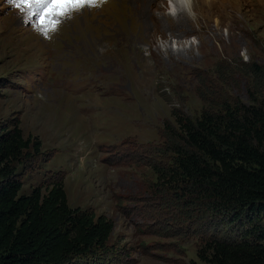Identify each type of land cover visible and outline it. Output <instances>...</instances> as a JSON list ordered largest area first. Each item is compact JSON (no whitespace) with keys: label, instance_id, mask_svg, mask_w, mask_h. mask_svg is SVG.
<instances>
[{"label":"rangeland","instance_id":"374dc122","mask_svg":"<svg viewBox=\"0 0 264 264\" xmlns=\"http://www.w3.org/2000/svg\"><path fill=\"white\" fill-rule=\"evenodd\" d=\"M177 1L102 0L121 18H84L102 11L85 5L45 35L0 0V134L19 127L41 143L16 165L20 195L63 179L71 208L114 223L109 253L73 264H208V243L252 240L259 223L191 195L176 174L174 113L196 120L264 99V0ZM88 25L123 38L98 46L94 64L111 67L96 83L55 48L91 39Z\"/></svg>","mask_w":264,"mask_h":264},{"label":"trees","instance_id":"16d2710c","mask_svg":"<svg viewBox=\"0 0 264 264\" xmlns=\"http://www.w3.org/2000/svg\"><path fill=\"white\" fill-rule=\"evenodd\" d=\"M174 115L185 146L176 150V174L191 195L205 197L236 220L247 214L259 222L252 240H215L199 251V258L208 264H264V99L226 106L218 115L205 112L196 120ZM40 149L39 140L26 138L19 127L0 134L1 264L99 260L109 253L114 223L71 208L63 179L47 194L36 188L20 195L16 165Z\"/></svg>","mask_w":264,"mask_h":264},{"label":"bare ground","instance_id":"6f19581e","mask_svg":"<svg viewBox=\"0 0 264 264\" xmlns=\"http://www.w3.org/2000/svg\"><path fill=\"white\" fill-rule=\"evenodd\" d=\"M176 1L177 0H168L169 4H170V7H172V9H174L176 6L178 7L179 5L176 4ZM179 1V0H178ZM177 1V2H178ZM184 6H190L191 5V2H194V0H180ZM204 3V2H203ZM101 2L99 3H96V4H92V5H97L101 10H102V7L104 5H100ZM178 4H181V3H178ZM141 5V4H140ZM112 6V5H111ZM187 7V8H188ZM193 8H194V4H193ZM175 10V9H174ZM189 10V9H188ZM144 11V10H143ZM185 11V10H184ZM191 11V10H190ZM127 12V11H126ZM182 12V11H181ZM188 12V11H187ZM137 13V12H136ZM183 13V12H182ZM127 14V13H126ZM181 14V13H180ZM185 14V13H184ZM134 14H132L133 16ZM188 15V14H187ZM97 16H103V18H121V12H114V14L112 15H108L107 13H105L104 10H102L99 15H95V10L93 8H91L89 11L85 12L84 13V18H96ZM129 16V15H128ZM137 16V15H135ZM143 16V15H142ZM181 16L178 15L177 18H180ZM184 17V16H182ZM187 17V16H186ZM185 17V18H186ZM77 18H79V12H78V15H77ZM131 18V17H130ZM137 18V17H136ZM95 22V21H94ZM107 28L110 30L106 33H104L103 31L99 30L97 28V26L95 25H88L87 28H86V33H88L90 36H91V39H86L85 38V35L83 37L84 41H82L81 43H75L73 44V42L71 43L70 41L69 42H64L66 44H64V48L62 49H59V47H55L56 50L62 54H64L65 52L69 53V54H75V56H77V64H78V69L80 72H86V71H89L90 70V74L92 75V77L90 78H87L88 80H91L92 82L96 83L97 81H99L101 78L103 77H106L108 78L104 72H107V68L110 66L108 64H105V67L104 66H100V67H97L96 64H94L93 61H98V57L99 55L96 54L98 53L100 50H98V46L99 45H103L104 42H110L111 41V38L113 39V36H115L116 34L118 35V37L120 36V42L123 41V38H121V35L120 33L117 31V30H114L111 29V27H108ZM85 33V34H86ZM124 34V33H123ZM128 37V36H127ZM59 38V36L57 37ZM56 38V40H57ZM114 39H117V38H114ZM113 39V40H114ZM127 39V38H126ZM60 40V39H58ZM117 41V40H116ZM115 42V40H114ZM119 42V43H120ZM56 43V41H55ZM46 44V43H45ZM123 44V43H122ZM128 44V43H127ZM47 47V44L45 45ZM55 46H58L57 44H55ZM117 46V45H116ZM121 47V46H120ZM61 48V47H60ZM122 48V47H121ZM48 50V49H47ZM49 51V50H48ZM62 51V52H61ZM109 54V53H108ZM107 55V54H106ZM97 58V60H96ZM74 60V61H75ZM125 61V60H124ZM94 65V66H93ZM111 67V66H110ZM124 70V69H123ZM122 70V71H123ZM111 72V71H110ZM120 72V71H119ZM122 76V75H121ZM114 77H118V76H114ZM125 77V76H123ZM113 79V77L111 76L110 79ZM83 79V78H82ZM85 81V80H84ZM103 82V80H102ZM108 84V83H107ZM106 86V85H105ZM108 86V85H107ZM106 86V88H107Z\"/></svg>","mask_w":264,"mask_h":264},{"label":"snow or ice","instance_id":"6c2138e0","mask_svg":"<svg viewBox=\"0 0 264 264\" xmlns=\"http://www.w3.org/2000/svg\"><path fill=\"white\" fill-rule=\"evenodd\" d=\"M98 2L102 0H7L24 15L26 22L35 17L36 25L45 35L56 29L60 18Z\"/></svg>","mask_w":264,"mask_h":264}]
</instances>
